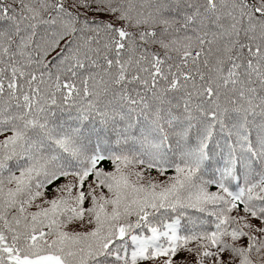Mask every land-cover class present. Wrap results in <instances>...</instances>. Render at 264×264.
Returning <instances> with one entry per match:
<instances>
[{
    "label": "snow or ice",
    "instance_id": "1",
    "mask_svg": "<svg viewBox=\"0 0 264 264\" xmlns=\"http://www.w3.org/2000/svg\"><path fill=\"white\" fill-rule=\"evenodd\" d=\"M0 264H264V0H0Z\"/></svg>",
    "mask_w": 264,
    "mask_h": 264
},
{
    "label": "trees",
    "instance_id": "2",
    "mask_svg": "<svg viewBox=\"0 0 264 264\" xmlns=\"http://www.w3.org/2000/svg\"><path fill=\"white\" fill-rule=\"evenodd\" d=\"M153 175H155V173H153Z\"/></svg>",
    "mask_w": 264,
    "mask_h": 264
}]
</instances>
